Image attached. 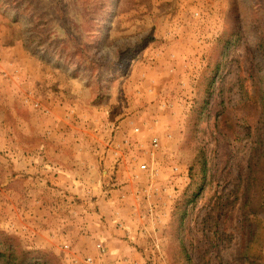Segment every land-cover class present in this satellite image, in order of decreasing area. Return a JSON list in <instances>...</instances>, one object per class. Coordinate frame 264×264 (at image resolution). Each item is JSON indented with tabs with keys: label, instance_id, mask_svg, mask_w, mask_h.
I'll list each match as a JSON object with an SVG mask.
<instances>
[{
	"label": "rangeland",
	"instance_id": "rangeland-1",
	"mask_svg": "<svg viewBox=\"0 0 264 264\" xmlns=\"http://www.w3.org/2000/svg\"><path fill=\"white\" fill-rule=\"evenodd\" d=\"M260 44L264 0H0V249L249 264L240 223L264 206Z\"/></svg>",
	"mask_w": 264,
	"mask_h": 264
},
{
	"label": "trees",
	"instance_id": "trees-1",
	"mask_svg": "<svg viewBox=\"0 0 264 264\" xmlns=\"http://www.w3.org/2000/svg\"><path fill=\"white\" fill-rule=\"evenodd\" d=\"M259 48L264 52V47L262 44H260ZM202 110L203 109H200L199 111L196 110L195 113L200 115ZM262 171L263 170H260L259 173ZM254 180H258V175H256ZM243 209L247 210L248 208L245 206ZM262 210H264V206L261 203L251 207L243 214V221L240 223L242 228L246 227L249 230L248 238L250 239L246 241L247 244L243 247L244 252H242L243 259H245L249 264H256L252 261V259H264L263 249L260 244V236L254 227V224L256 225L257 223L261 222L259 219H261L260 212ZM7 244L8 242H5L4 249H0V263L2 262V259H4L5 261H8L6 264H51L52 258L55 257L49 256L47 252L40 250H23L24 248L22 249L18 245L15 247L10 243L9 250H7Z\"/></svg>",
	"mask_w": 264,
	"mask_h": 264
},
{
	"label": "built area",
	"instance_id": "built-area-1",
	"mask_svg": "<svg viewBox=\"0 0 264 264\" xmlns=\"http://www.w3.org/2000/svg\"><path fill=\"white\" fill-rule=\"evenodd\" d=\"M138 131V129H136ZM154 149L156 151V149L158 148L159 144H158V139H155L154 140ZM155 151L152 153V155H154ZM141 170H144L146 172H149L151 176H154L155 174V170L154 169H151L150 166L148 164H142L141 165ZM107 247L105 246L104 242L103 241H99L97 244H96V248L97 251H98V255L100 257H106L107 256ZM87 262L88 263H92L93 262V259L92 258H88L87 259Z\"/></svg>",
	"mask_w": 264,
	"mask_h": 264
},
{
	"label": "crops",
	"instance_id": "crops-1",
	"mask_svg": "<svg viewBox=\"0 0 264 264\" xmlns=\"http://www.w3.org/2000/svg\"><path fill=\"white\" fill-rule=\"evenodd\" d=\"M5 105H8V103H6ZM8 109H9V107L7 106L6 110H8ZM11 222H13V221H9V223H11ZM58 237H59V235H58ZM62 240L65 241V238L63 237ZM101 240H103V239H101ZM48 245H50V244H48ZM45 247H46V246H45ZM47 247H51V246H47ZM94 249H95V248H94ZM95 252H96V249H95ZM57 255H60V254H59V251H58ZM96 256H97V255H96Z\"/></svg>",
	"mask_w": 264,
	"mask_h": 264
}]
</instances>
